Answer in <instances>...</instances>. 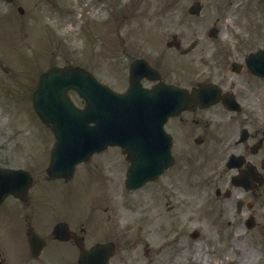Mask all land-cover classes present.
Masks as SVG:
<instances>
[{"label": "rangeland", "instance_id": "obj_1", "mask_svg": "<svg viewBox=\"0 0 264 264\" xmlns=\"http://www.w3.org/2000/svg\"><path fill=\"white\" fill-rule=\"evenodd\" d=\"M190 2L0 0V62L8 67H0V165L26 168L34 178L26 204L12 197L0 204V264H76L74 244L50 240L59 219L77 232L83 227L86 246L114 242L111 264H264L263 227L257 232L201 229L203 219L173 184L167 185L170 197L160 196L154 184L127 191V161L114 147L80 162L67 181L43 177L53 134L34 112L30 88L49 65L79 64L120 89L132 56L156 55L144 36L164 42L175 32L183 43L196 38L198 45L183 58L193 67L208 44L218 46L223 37L237 39L243 55L264 39L263 0H200L198 17L188 15ZM212 24L220 35L210 40L206 32ZM220 46L223 54L231 44ZM70 96L81 104L74 92ZM254 110L264 117L263 108ZM26 216L46 239L37 261L27 251ZM259 220L264 225V216ZM194 228L200 231L195 238L190 236Z\"/></svg>", "mask_w": 264, "mask_h": 264}, {"label": "flooded vegetation", "instance_id": "obj_2", "mask_svg": "<svg viewBox=\"0 0 264 264\" xmlns=\"http://www.w3.org/2000/svg\"><path fill=\"white\" fill-rule=\"evenodd\" d=\"M144 37L150 53H156L144 57L160 74L158 80L142 78L144 86L162 80L191 89L202 82L212 83L214 93L217 90L213 102L166 118L163 127L171 137L173 163L146 184H154L160 196L167 197V185L173 184L179 198L193 208L190 211L203 219L198 223L201 229L257 232L264 228L259 220L264 216V117L253 111L264 109V75L247 68V52L243 55L237 39L208 44L193 67L191 60L179 61L189 54L181 52L180 38V43L174 39L169 44L166 39L163 44L159 37ZM223 43L231 46L221 54ZM177 75L185 79H176ZM248 218L252 228H247Z\"/></svg>", "mask_w": 264, "mask_h": 264}, {"label": "water", "instance_id": "obj_3", "mask_svg": "<svg viewBox=\"0 0 264 264\" xmlns=\"http://www.w3.org/2000/svg\"><path fill=\"white\" fill-rule=\"evenodd\" d=\"M190 10L198 12V3H194ZM262 54L263 51L261 50L255 59L260 60L263 57ZM136 66V61L132 62L130 86L124 94L113 92L98 82L87 70L77 66L54 65L40 74L31 90V102L40 119L51 128L55 137L49 164L45 170L47 177H63L65 179L71 177L77 162L87 159L92 152L99 151L108 144L118 143L128 153L127 158L130 165L125 180L127 188L135 187L141 183L137 182L139 170L144 169L145 175L141 179L143 182L161 172L171 161L169 155L170 142L164 144L163 141L162 123L164 119L160 121V134L162 135L154 136V142L151 146L147 145L140 148L137 143L133 145L124 143V140L136 139L137 141L136 134L140 131L136 114V101L139 98L137 93L140 89ZM257 71L260 70L257 69ZM69 88L75 89L84 99L82 108L74 105L69 99L67 95ZM204 89L207 88L203 87L187 92L183 88L159 83L150 89L149 93L152 94L153 99L156 96L159 98L162 94L167 96L170 108L167 112L168 115L175 114L181 109L203 100L202 90ZM107 100L111 105L114 102L120 103L122 112L118 116L119 121L123 120L124 117L126 132L129 134L116 137L109 132L111 129L107 128L105 115ZM140 155L147 158L142 160ZM30 183L31 177L27 171L0 167V202L8 194L16 195L23 200L26 199L27 188ZM52 234L59 239H67L69 236H73L80 248L78 264H109V256L114 250L111 242L96 243L86 249L83 247L79 236L69 233L64 221L54 225ZM28 242L32 254L36 256L43 240L32 227L28 230Z\"/></svg>", "mask_w": 264, "mask_h": 264}, {"label": "bare ground", "instance_id": "obj_4", "mask_svg": "<svg viewBox=\"0 0 264 264\" xmlns=\"http://www.w3.org/2000/svg\"><path fill=\"white\" fill-rule=\"evenodd\" d=\"M199 252H200V248H198L197 250H196V254H199ZM176 264V263H175Z\"/></svg>", "mask_w": 264, "mask_h": 264}]
</instances>
